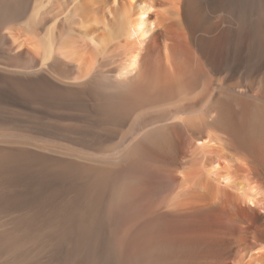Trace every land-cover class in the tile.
<instances>
[{"label": "bare ground", "instance_id": "bare-ground-1", "mask_svg": "<svg viewBox=\"0 0 264 264\" xmlns=\"http://www.w3.org/2000/svg\"><path fill=\"white\" fill-rule=\"evenodd\" d=\"M0 264H264V0H0Z\"/></svg>", "mask_w": 264, "mask_h": 264}]
</instances>
